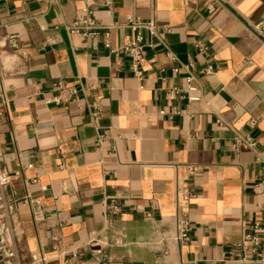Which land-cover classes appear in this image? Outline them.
<instances>
[{"label":"crops","instance_id":"crops-1","mask_svg":"<svg viewBox=\"0 0 264 264\" xmlns=\"http://www.w3.org/2000/svg\"><path fill=\"white\" fill-rule=\"evenodd\" d=\"M88 2L0 0V172L19 261L264 264V0H224L210 13L193 0ZM88 15L110 26L113 48L133 34L128 15L152 19L143 59L110 53L104 29L67 30ZM187 75L196 90L171 92ZM238 136L253 145L234 147ZM255 222L259 255L242 253ZM100 236L110 244L97 260Z\"/></svg>","mask_w":264,"mask_h":264},{"label":"built area","instance_id":"built-area-1","mask_svg":"<svg viewBox=\"0 0 264 264\" xmlns=\"http://www.w3.org/2000/svg\"><path fill=\"white\" fill-rule=\"evenodd\" d=\"M193 1H199L202 2L207 12H213L217 8H221L225 6L224 0H193ZM87 5H90L88 0H86ZM84 10H87L85 8ZM87 12L90 14V11L87 10ZM123 26L130 28L133 31V34L131 38L128 40V42L124 43L122 46L118 48H113L110 44L109 39V28L110 26H102L101 24L97 23L94 18L91 15H88L83 18H75L71 23L67 25V30L70 33H80L85 38H90L96 36L99 29H104V39L103 43L104 46L109 50L110 53L117 55L118 53H127L132 57V60L134 64H138L143 59V43H142V33L141 30L143 28H146L150 34L156 33V25L152 19L143 21L138 17H135L133 15H128L126 17V20L123 24ZM257 29V28H256ZM170 29L167 28L165 31H169ZM261 31H264V27H261ZM262 37L264 38V32L261 33ZM7 40L9 41L12 48H17V34H9L7 36ZM167 56L171 60H175L176 56L173 52L167 51ZM174 71H177V68L173 69ZM212 71V68L210 66H207L204 69L205 73H210ZM140 75V71L137 72ZM193 76L187 75L185 76V84L183 88H177L173 87L171 92L178 94L182 92H192L196 90V86L192 83ZM53 85L60 90V92L65 91L66 85L62 80H57L53 83ZM188 98L190 100H196L198 99V96L195 95H189ZM62 100L60 95H57L53 98V101L56 103H59ZM100 139H97V142H99ZM241 141H246L249 145H253V141H251L249 138H242L240 136L235 138V142L233 144L234 147H238L239 143ZM31 164H26L25 167H31ZM188 170L191 172L194 170L193 166H188ZM36 178L33 179L35 181ZM9 184V176L5 172H0V264H23L19 261L17 250L14 243L13 238V231L8 215V204L5 199L4 195V188ZM43 190L46 189V186L41 187ZM257 190L259 192L264 191V179L260 180L257 184ZM182 198L184 200L188 199V191L183 190L181 192ZM27 203H33V204H39L38 199H33L29 196H26L24 199ZM110 209L114 214H116L119 211V206L115 203H113L110 206ZM178 229L179 234L177 236L178 240H188L189 239V222L186 219H181L178 223ZM260 230L261 226L258 222H255L251 226V232L245 233L240 240V242L237 244V246L241 249L242 253H245L247 251H250L254 254L259 255V247L261 245V238H260ZM55 239V237H53ZM99 241V248L92 250V253L97 260H101L104 258V249L106 246H108L110 243L109 241L104 237L100 236L98 238ZM118 240H114L113 243H117ZM232 254L239 255L237 252H232ZM242 258L244 256L241 255ZM45 261V256L42 253H36L33 252L29 255V261L26 264H43Z\"/></svg>","mask_w":264,"mask_h":264}]
</instances>
